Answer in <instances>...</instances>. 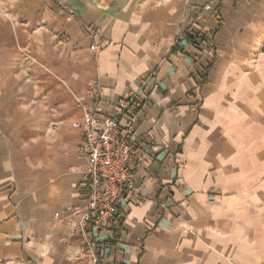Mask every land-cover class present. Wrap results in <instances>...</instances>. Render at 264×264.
I'll return each instance as SVG.
<instances>
[{"label": "crops", "instance_id": "obj_1", "mask_svg": "<svg viewBox=\"0 0 264 264\" xmlns=\"http://www.w3.org/2000/svg\"><path fill=\"white\" fill-rule=\"evenodd\" d=\"M97 87L141 101L138 194L98 264H264V0H0V264H89L54 214Z\"/></svg>", "mask_w": 264, "mask_h": 264}, {"label": "built area", "instance_id": "obj_2", "mask_svg": "<svg viewBox=\"0 0 264 264\" xmlns=\"http://www.w3.org/2000/svg\"><path fill=\"white\" fill-rule=\"evenodd\" d=\"M203 9H210V4ZM198 18L199 15L186 21L189 29L183 33L184 37L193 31ZM178 44L179 38L173 42L174 46ZM90 49L97 51L99 46L94 44ZM80 105L83 118L78 124L82 135L78 150L87 161L84 178L76 187L80 202L65 208V219L58 212L54 217L66 222L72 233L81 238V246L73 259L98 264L100 258L94 249L101 236L114 237L122 226L127 205L138 194L131 177L132 167L138 161V149L132 137L141 101L139 93L131 90L108 112L97 87L92 100Z\"/></svg>", "mask_w": 264, "mask_h": 264}]
</instances>
